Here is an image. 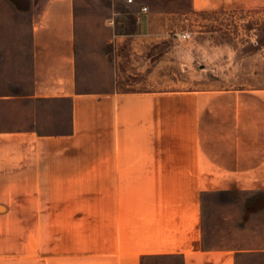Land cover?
Instances as JSON below:
<instances>
[{"label":"crops","instance_id":"crops-1","mask_svg":"<svg viewBox=\"0 0 264 264\" xmlns=\"http://www.w3.org/2000/svg\"><path fill=\"white\" fill-rule=\"evenodd\" d=\"M24 2L0 0V35L30 41L0 42V264H264V86H221L183 63L170 74L159 58L105 59L106 80L84 88L76 2ZM135 2L133 49L161 36L156 14L264 7ZM113 35L118 49L126 34ZM225 191L259 193L257 206L219 203L211 243L204 195Z\"/></svg>","mask_w":264,"mask_h":264},{"label":"rangeland","instance_id":"rangeland-1","mask_svg":"<svg viewBox=\"0 0 264 264\" xmlns=\"http://www.w3.org/2000/svg\"><path fill=\"white\" fill-rule=\"evenodd\" d=\"M25 3L23 0H19ZM76 2L78 55L85 75L82 87L95 88L106 78L105 59L107 63L116 61L120 70H125L128 63L145 62L152 66L159 58L160 65L169 73L177 67L188 66L195 75L204 77L205 68L219 80L218 84L229 87L264 86V7L246 10H198L185 14H156L153 20L159 23L160 37L149 42H136L134 49L130 45L137 18L132 15L135 0H74ZM160 3L171 0H156ZM40 0H35L37 8ZM128 4V5H127ZM165 6L160 9H171ZM117 10L127 11L126 14ZM130 12V13H128ZM121 31L125 37L118 49L114 47V32ZM190 32V37L183 39L177 34ZM12 35L1 36L0 42H18L29 44V36L22 28L14 29ZM116 49V50H114ZM258 49V51H256ZM116 51V56L114 54ZM256 51V53H252ZM134 54V55H133ZM180 63V64H179ZM191 70V71H192ZM192 75V73H191ZM124 76V75H123ZM126 76V75H125ZM135 78L126 76L122 85L131 84ZM169 86H174L171 80ZM252 192H207L204 195L205 209L208 214L209 242H220L217 226V205L225 201L241 203L249 210L257 206ZM259 203V202H258ZM60 213H52V219H58ZM223 238V237H222ZM222 241L225 242L224 238ZM180 257H147L144 264H181ZM57 257H52V264H58Z\"/></svg>","mask_w":264,"mask_h":264},{"label":"built area","instance_id":"built-area-1","mask_svg":"<svg viewBox=\"0 0 264 264\" xmlns=\"http://www.w3.org/2000/svg\"><path fill=\"white\" fill-rule=\"evenodd\" d=\"M126 1H128V2H132V0H126ZM144 10L146 9L145 7L143 8ZM179 37H181V38H187V37H190V32L189 31H186V32H181V33H178L177 34Z\"/></svg>","mask_w":264,"mask_h":264},{"label":"trees","instance_id":"trees-1","mask_svg":"<svg viewBox=\"0 0 264 264\" xmlns=\"http://www.w3.org/2000/svg\"><path fill=\"white\" fill-rule=\"evenodd\" d=\"M12 1H14V2H15V1H19V0H12Z\"/></svg>","mask_w":264,"mask_h":264}]
</instances>
